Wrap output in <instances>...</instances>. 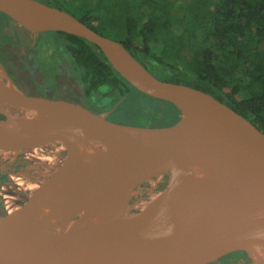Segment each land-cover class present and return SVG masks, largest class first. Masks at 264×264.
<instances>
[{
  "label": "water",
  "instance_id": "1",
  "mask_svg": "<svg viewBox=\"0 0 264 264\" xmlns=\"http://www.w3.org/2000/svg\"><path fill=\"white\" fill-rule=\"evenodd\" d=\"M0 12L22 26H33L34 33L79 36L138 91L177 108L179 102L199 104L204 113L202 128L174 131L179 119L163 126L110 119L123 98L97 112L72 100L27 94L12 85L11 93H0V106L50 103L60 120L39 134L23 117L0 118V127L26 134L0 147V152L60 143L80 131L110 130L121 138L136 134L143 143L121 155L101 147L88 151L93 157L110 158L95 181L89 215L79 233L19 222L22 207H38L43 197L54 199L50 188L33 190L8 220L0 217V264H212L236 250L245 251L254 264H264L262 130L210 93L156 76L121 41L98 33L64 9L40 0H0ZM63 104L77 110L78 116H66ZM158 174L167 176L165 185L134 216L103 232L94 230L96 207L105 192ZM128 205L129 200L123 208Z\"/></svg>",
  "mask_w": 264,
  "mask_h": 264
},
{
  "label": "trees",
  "instance_id": "2",
  "mask_svg": "<svg viewBox=\"0 0 264 264\" xmlns=\"http://www.w3.org/2000/svg\"><path fill=\"white\" fill-rule=\"evenodd\" d=\"M77 17L101 34L104 19H121L116 38L149 70L152 63L153 74L210 93L264 132V0H93ZM58 32L88 105L112 91L113 102L123 98L109 116L114 121L163 126L179 119L174 104L132 87L83 38ZM139 117L144 123H135Z\"/></svg>",
  "mask_w": 264,
  "mask_h": 264
},
{
  "label": "bare ground",
  "instance_id": "3",
  "mask_svg": "<svg viewBox=\"0 0 264 264\" xmlns=\"http://www.w3.org/2000/svg\"><path fill=\"white\" fill-rule=\"evenodd\" d=\"M18 16L27 17L22 14ZM25 26L34 29L30 25ZM3 77V73L0 72V93H11L14 88L5 82L2 79ZM177 106L180 110V118L172 130L191 131L203 127L204 113L201 105L192 102H179ZM61 109L70 118H74L79 114L73 107L64 104L61 105ZM0 115L7 119L23 117L25 122L31 125L39 134L47 130L49 123L56 125L60 123L50 103L34 102L29 105L13 103L0 106ZM125 136L121 138L110 130L102 133L80 131L63 139L59 143L60 145L57 143L33 144L38 145L33 150L41 149L46 152H53L51 148H54L56 152L68 153V158L42 184L34 183L29 179L27 183L29 189L44 192L47 188H50L54 199L43 197L38 207H22L19 222L60 232L79 233L89 215L95 181L101 174L102 166L110 158V156H106V158L93 157L88 151H92L94 147H101L112 149L113 154L121 155L129 153L130 150L136 151L137 147L135 148V146L143 144L139 143L142 142L138 137L141 135L128 134ZM23 138H26L25 132L17 133L12 129L0 127V147ZM13 149L21 151L27 149V147L16 146ZM6 153L14 152L9 151ZM100 162L102 163L100 164ZM29 167L33 169L35 166L31 165ZM166 181L167 176L158 174L141 178L133 184H121L105 192L96 207L94 230L103 232L112 225H118L130 219L155 194L156 187L165 185ZM141 186L143 187L139 188ZM127 200H129V205L123 208V204ZM9 218V215L4 217L5 220ZM251 243L255 245L256 240H251Z\"/></svg>",
  "mask_w": 264,
  "mask_h": 264
},
{
  "label": "flooded vegetation",
  "instance_id": "4",
  "mask_svg": "<svg viewBox=\"0 0 264 264\" xmlns=\"http://www.w3.org/2000/svg\"><path fill=\"white\" fill-rule=\"evenodd\" d=\"M62 40L65 41V38L58 31L26 32L12 18L0 12V66L6 70L7 80L27 94L52 99L77 98L95 111L87 104L89 98L73 73ZM14 164L21 168L17 162ZM12 169L13 164L8 160L5 176L0 173V183L4 179L5 183L9 182ZM249 258L245 251L236 250L212 264H244Z\"/></svg>",
  "mask_w": 264,
  "mask_h": 264
},
{
  "label": "rangeland",
  "instance_id": "5",
  "mask_svg": "<svg viewBox=\"0 0 264 264\" xmlns=\"http://www.w3.org/2000/svg\"><path fill=\"white\" fill-rule=\"evenodd\" d=\"M40 1L45 2L47 4L57 6L61 9H64L74 14L75 16H81L82 15L81 13L88 10L93 5V0H40ZM110 1L112 0H101V4L109 5ZM14 23L20 26L21 28H23L26 32H32V30L29 27L22 26L16 23L15 21ZM93 23L98 24L96 20H93ZM98 25L102 26L103 29L106 30V32H103L105 35L115 39L116 37H118L119 35L118 33L120 31V28H122V26L124 25V21L119 19L118 21L116 20L115 22H113V25H112L111 21H109L108 19H104L102 23ZM150 65L152 67V68L150 67V70H152L154 73H156L155 71L158 72V70L155 69L156 67L154 68V65L152 63H150ZM0 72H2L4 76L2 79L5 82L12 85L11 81L9 82V80H7L6 78V75H5L6 70H4L1 66H0ZM12 86L16 87L14 86V84ZM16 88L19 89L18 87ZM74 88H75V85H74ZM106 90H107V87H102L101 92L103 93ZM141 95H144V94H141ZM149 97L154 100L156 99L151 96ZM114 98H115L114 92L112 91L106 92V94L102 95L101 98L98 101H96V103L92 102L90 107H92L95 111L108 109L113 105ZM140 98L141 97L139 96L135 97V99L132 100L130 105L133 106L135 105V103H140V101L138 100ZM70 100L82 104V102L79 101V99L77 98H73ZM144 102H146L147 104H151L150 100H147ZM144 118L145 117H139V119L135 120V123H138V124L144 123V120H143ZM37 146L38 145L36 146L33 145L21 151L15 150L16 152L11 151L14 153L0 152V173L2 175L5 176V163L8 160L9 161L11 160L10 162L11 164H13V169L10 170L11 177L9 178V182L5 183V179H4L0 183V217L8 216V214L18 204L23 203L26 200L27 196L33 191L29 189V187L27 186L29 179L34 183L42 184L68 158V153L56 152L54 148H51L53 152H50L49 150H47L49 152H46L45 150H41V149L33 150V148ZM14 162H17L18 165L21 166V168L18 169L17 167H15ZM31 165H34L35 167L33 169H30L29 166ZM162 186L163 185H159L158 187H156V191L160 189ZM244 264H254V262L252 261L251 258H249V261Z\"/></svg>",
  "mask_w": 264,
  "mask_h": 264
},
{
  "label": "clouds",
  "instance_id": "6",
  "mask_svg": "<svg viewBox=\"0 0 264 264\" xmlns=\"http://www.w3.org/2000/svg\"><path fill=\"white\" fill-rule=\"evenodd\" d=\"M89 151H91V150H89Z\"/></svg>",
  "mask_w": 264,
  "mask_h": 264
}]
</instances>
